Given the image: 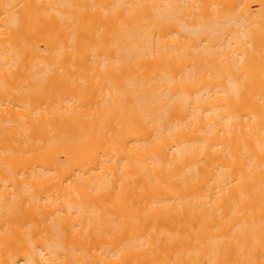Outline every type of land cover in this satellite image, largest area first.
I'll use <instances>...</instances> for the list:
<instances>
[{"label":"bare ground","instance_id":"6f19581e","mask_svg":"<svg viewBox=\"0 0 264 264\" xmlns=\"http://www.w3.org/2000/svg\"><path fill=\"white\" fill-rule=\"evenodd\" d=\"M0 264H264V0H0Z\"/></svg>","mask_w":264,"mask_h":264}]
</instances>
